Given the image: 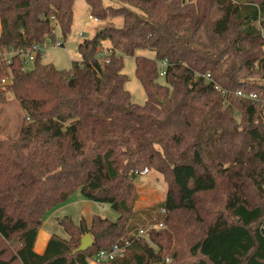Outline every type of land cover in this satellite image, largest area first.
Segmentation results:
<instances>
[{
  "label": "trees",
  "instance_id": "trees-1",
  "mask_svg": "<svg viewBox=\"0 0 264 264\" xmlns=\"http://www.w3.org/2000/svg\"><path fill=\"white\" fill-rule=\"evenodd\" d=\"M85 1L93 19L123 21L84 38L63 70L39 57L25 68L24 59L58 30L66 39L76 0H0V105L12 93L26 117L18 136L0 129V264H91L127 242L123 258L98 264H264V0ZM126 57L144 105L125 88ZM145 167L168 191L137 211ZM77 192L118 220L57 218L67 237L53 234L38 254L45 214ZM204 197H218V209L192 224L186 214ZM87 233L93 246L75 254Z\"/></svg>",
  "mask_w": 264,
  "mask_h": 264
},
{
  "label": "rangeland",
  "instance_id": "rangeland-1",
  "mask_svg": "<svg viewBox=\"0 0 264 264\" xmlns=\"http://www.w3.org/2000/svg\"><path fill=\"white\" fill-rule=\"evenodd\" d=\"M104 3L106 5H110L112 3L113 5L119 4L115 0H104ZM86 6L87 4L85 0L76 1L74 21L70 34L64 40L61 36L60 30H58L55 34L54 41L47 40L43 63H51L58 69L70 70L73 62L80 59L78 45L84 38H92L97 29H100L107 24L119 26L123 21L122 18H115L106 22L94 21L90 18V14ZM60 43H63L64 45H57ZM142 54L147 57L152 55L151 52H143ZM124 73L128 76L125 88L131 93L133 102L138 105H144L146 101V94L135 76V61L133 58H125ZM159 81L161 83H166L165 78H160ZM7 99V103L0 105V129L12 134L13 136H18L20 128L25 122V113L19 106V103L15 100L12 93H8ZM146 168L149 170L148 173L142 174ZM167 180H165L161 173L151 167H145L139 171V175H137L134 181L137 194L134 209L141 211L164 201L168 191L169 180ZM218 206V197H204L199 205V212L197 214L190 213L186 215L190 223L196 224L197 216H200L203 219L207 217L211 218L212 214L218 209ZM87 213L101 216L102 218H106L112 222L117 221L119 218L118 212L111 209L110 206L88 201L83 198L79 192H77L72 195L67 202L60 204L58 207L45 214L43 221L45 225L43 228H54V231H57L56 233L67 237L63 229L59 227L57 218H62L68 215L75 224H78L82 217H87ZM90 220L91 218H88L87 221L90 222ZM156 226L157 228H160L157 224H152L145 229L149 230L155 228ZM189 230H191V228H189L188 231ZM140 234L145 235V231L142 230ZM185 240L189 242L191 237H187ZM172 249L176 250L177 247L173 245ZM179 249L180 253L188 258L189 252L187 246H181Z\"/></svg>",
  "mask_w": 264,
  "mask_h": 264
},
{
  "label": "built area",
  "instance_id": "built-area-1",
  "mask_svg": "<svg viewBox=\"0 0 264 264\" xmlns=\"http://www.w3.org/2000/svg\"><path fill=\"white\" fill-rule=\"evenodd\" d=\"M91 19H93L92 17H90ZM95 21H97L96 19H93ZM60 46H63V43L57 44ZM12 54V53H11ZM11 54L9 55H5V59L4 61H6L7 63H10V57ZM15 54V53H13ZM41 58L43 60V58L45 57V47H42L41 45H33L29 52L28 55L26 56V58L24 59V67L28 68L30 66H32L35 61L37 60V58ZM2 60L0 59V74L2 72ZM169 67V63L166 60H163L161 62H159V73H160V77L164 78L167 74V69ZM24 69V68H23ZM204 78L206 80L207 83L213 84V87L215 90H217L218 92H220V94L223 97H226L229 95L228 91L223 89L217 82H215L211 76V74H205ZM7 80L6 79H2V83H6ZM235 96L236 97H241V98H248L251 100H256L257 96L255 94H250L247 95L246 93H244L243 91H237L235 92ZM148 168H146L142 174H146L148 173ZM158 226L160 228L164 227L163 223L158 224ZM157 227V226H156ZM129 246V243H126L124 245H119L116 244L114 245L109 251L106 250H102L99 252V254L94 258L93 262L94 263H100V262H108V261H113L117 258H123L125 253H126V249Z\"/></svg>",
  "mask_w": 264,
  "mask_h": 264
},
{
  "label": "crops",
  "instance_id": "crops-1",
  "mask_svg": "<svg viewBox=\"0 0 264 264\" xmlns=\"http://www.w3.org/2000/svg\"><path fill=\"white\" fill-rule=\"evenodd\" d=\"M86 7H87V10H88V6H86ZM0 32H1V25H0ZM154 57H155V54L152 53L150 58H154ZM92 216H93L92 214H88L87 213V217H85V218L88 220V218H91ZM44 225L45 224L43 223L41 229L38 232V236H37V239H36V242H35V246H34V250L38 254H43L45 252L47 244H48V242L51 239L53 234L59 235L58 233H56L57 231L56 232L54 231L55 230L54 228H51V229L43 228ZM59 236H61V235H59ZM91 264H97V263L92 262Z\"/></svg>",
  "mask_w": 264,
  "mask_h": 264
},
{
  "label": "water",
  "instance_id": "water-1",
  "mask_svg": "<svg viewBox=\"0 0 264 264\" xmlns=\"http://www.w3.org/2000/svg\"><path fill=\"white\" fill-rule=\"evenodd\" d=\"M9 83L10 81H7L5 85H8ZM93 244H94V240L92 236L87 233L82 237L80 246L74 251V253L76 254L78 252L86 251L87 249L92 247Z\"/></svg>",
  "mask_w": 264,
  "mask_h": 264
}]
</instances>
